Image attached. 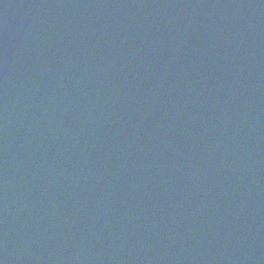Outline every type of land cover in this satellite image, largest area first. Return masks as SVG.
Returning <instances> with one entry per match:
<instances>
[{
  "label": "water",
  "instance_id": "water-1",
  "mask_svg": "<svg viewBox=\"0 0 264 264\" xmlns=\"http://www.w3.org/2000/svg\"><path fill=\"white\" fill-rule=\"evenodd\" d=\"M0 264H264V0H0Z\"/></svg>",
  "mask_w": 264,
  "mask_h": 264
}]
</instances>
